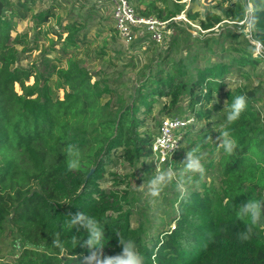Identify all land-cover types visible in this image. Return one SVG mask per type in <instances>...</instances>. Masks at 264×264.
Returning <instances> with one entry per match:
<instances>
[{
    "label": "trees",
    "instance_id": "1",
    "mask_svg": "<svg viewBox=\"0 0 264 264\" xmlns=\"http://www.w3.org/2000/svg\"><path fill=\"white\" fill-rule=\"evenodd\" d=\"M132 1L140 15L171 20L169 26L185 10L182 0ZM247 2L221 0L220 13L186 12L206 33L224 21L239 29L250 27V39L241 32L230 35L246 37V46L232 48L238 56L192 69L186 60L164 61L165 65L139 84L130 102L112 109L110 100L102 102L111 93L108 85L92 82V74L72 56L67 68L50 60L42 63L40 70L18 66L16 45L24 43L25 36L12 37L15 20L30 17L41 27L56 13L52 7L33 14L36 0H0V232L8 224L23 244L16 264H85L90 251L82 242L88 234L67 223L68 215L77 212L103 226L100 247L105 255L121 251L119 232L135 241L147 258L146 264H264V230L257 228L251 240L241 242L237 234L244 224L233 207L251 198L264 199V106L260 107L264 91L243 84L225 90L232 70L228 65L256 69L264 61V54L254 57L256 47L252 44L260 43L264 52V0H254L258 5L254 25L245 18ZM80 25L73 22L53 32L60 44L59 61L77 50ZM211 41L214 39L207 38V44ZM31 78L34 82L29 84ZM17 84L21 93L16 91ZM60 89L63 98L57 94ZM216 95L229 105L238 95L247 98L246 111L229 128L238 141L235 154L226 156L218 145L214 147L218 149L215 162L222 188L191 191L181 197L178 213L171 220L174 228L159 229L156 236L146 238L142 225H132L128 190L120 189L129 183L114 178L116 188H105L106 174L119 164L133 167L152 155L154 135L146 130L145 122L154 105L164 99L160 116L179 114L186 99L191 116L198 122L212 121L218 136L227 109L223 103L214 116ZM69 143L80 149L79 171L67 169L62 149Z\"/></svg>",
    "mask_w": 264,
    "mask_h": 264
},
{
    "label": "rangeland",
    "instance_id": "2",
    "mask_svg": "<svg viewBox=\"0 0 264 264\" xmlns=\"http://www.w3.org/2000/svg\"><path fill=\"white\" fill-rule=\"evenodd\" d=\"M130 2L138 12L134 1L130 0ZM220 2L221 0H182L181 3H185V10L173 19L175 23L168 27L167 42L161 48L146 38H139L132 44L122 42L112 29L115 27L109 0H36L33 14L53 7L56 16L41 27L35 26L30 17L15 20L11 27L12 37L25 36L24 43L16 45L20 55L17 65L27 69L36 66L40 70L44 68L42 63L50 60L57 66L67 68L68 57L72 56L92 74V82L100 81L101 84L108 85L111 93L107 94L102 102L110 100L112 109H115L130 102L139 84L147 78L149 73H153L155 68L165 65L164 61L186 60L191 63L192 69L197 66L203 68L220 62H229L238 56V53L232 52V48L246 46V37L240 36L235 39L230 35L234 31L241 33L245 31L249 34L248 26L239 29L237 25L224 21L219 28L217 26L214 31L206 33L201 30L197 21H191L186 15L187 11L192 14L206 11L220 13ZM73 22L82 23L77 50L59 61L57 58L61 57L58 52L60 44H57V38L53 32H60L62 27ZM37 28L41 29L37 30ZM63 37H66V33ZM207 38H213L214 41L207 44ZM257 55L256 50L254 56ZM228 69L232 70L227 75L228 85L225 90L243 84L250 88L260 86L264 91V61L256 69L252 67L238 69L231 64L228 65ZM195 72L192 70L193 75ZM33 82L34 78H31L29 84ZM15 88L21 93L18 84ZM57 94L63 98L64 90H58ZM223 100V96H215L212 104L214 116L218 114V106L224 103ZM161 102L154 105L151 116L145 122L146 130L154 136L163 118L191 116L186 99L180 104L179 114L165 116H160L159 111L166 101L164 99ZM262 105L264 106V101L261 102L260 107ZM186 131L185 139L175 157L170 160L171 163L159 164L161 170L166 171L172 167L179 172L184 167L182 162L186 153L199 147L200 152L207 154L203 160L206 174L203 179L194 177L193 182L186 185V195L191 191H204L205 188L220 190L222 183L215 162L218 158V149H214L217 146L214 123L195 121ZM211 160H213L212 164H210ZM156 166L157 164L153 163L149 157L133 167L122 163L108 171L103 183L105 188H116L113 185L114 178L129 183L126 189L124 186L120 189L128 190L129 207L133 210L132 225L134 227L142 225L146 238L156 236L159 229L174 228L171 220L178 213L177 205L181 198V194L176 190V179H179L177 177L163 189L161 197L157 200V212L155 214L152 212L148 204L151 197L147 196L146 182L156 174ZM114 173L115 176L112 175ZM144 183L145 187L141 190L139 186ZM22 246L16 233L6 224L4 231L0 232V263L16 264L21 248H24Z\"/></svg>",
    "mask_w": 264,
    "mask_h": 264
},
{
    "label": "clouds",
    "instance_id": "3",
    "mask_svg": "<svg viewBox=\"0 0 264 264\" xmlns=\"http://www.w3.org/2000/svg\"><path fill=\"white\" fill-rule=\"evenodd\" d=\"M258 5L254 0H248L245 8V18L254 25L257 22L255 12ZM227 109V117L224 126L218 131L219 135L215 141L218 149H222L226 156L234 155L238 148V141L232 136L229 128L237 122L241 115L247 109V98L244 95H238L229 105L225 102ZM66 156L68 171H79L82 167V157L80 149L74 144H67L62 149ZM199 153V154H196ZM206 153L200 152L199 147L192 149L186 153L185 159L182 162L184 167L179 172L169 167L166 171H162L159 163H156V174L153 178L146 182L147 196L151 197L148 200L152 212H157L156 204L158 198L161 197L163 189L176 179V190L183 198L187 194V184L193 182V178L198 176L203 179L206 174L205 164L203 163ZM144 189L145 183L139 186ZM236 217L244 224V229L240 231L238 239L241 242H246L252 239L257 228L264 230V199L251 198L239 207H235ZM67 223L75 227L77 230L84 229L87 232V239L83 240L82 246L89 249L90 255L86 256L85 264H146L147 258L139 251L138 246L132 239H125L119 232H116L118 243L121 246V251L116 255H105L103 248L100 247L101 241L104 238L103 226L93 217L86 215L83 212L69 214ZM209 240L212 239V234L208 233ZM54 244H58L57 240H53ZM154 259V257H153Z\"/></svg>",
    "mask_w": 264,
    "mask_h": 264
},
{
    "label": "built area",
    "instance_id": "4",
    "mask_svg": "<svg viewBox=\"0 0 264 264\" xmlns=\"http://www.w3.org/2000/svg\"><path fill=\"white\" fill-rule=\"evenodd\" d=\"M109 1L112 5L114 27L122 42L132 44L139 38H146L161 48L165 46L171 20L163 21L156 16H142L136 11L130 0ZM252 44L258 51V55L254 57L264 54L260 43L252 41ZM195 121L197 120L193 116L163 118L153 137L152 155L149 157L153 163L161 165L171 163L170 160L178 152L185 139L187 128Z\"/></svg>",
    "mask_w": 264,
    "mask_h": 264
},
{
    "label": "water",
    "instance_id": "5",
    "mask_svg": "<svg viewBox=\"0 0 264 264\" xmlns=\"http://www.w3.org/2000/svg\"><path fill=\"white\" fill-rule=\"evenodd\" d=\"M243 33L247 36V38H251L250 34L245 33V31H243Z\"/></svg>",
    "mask_w": 264,
    "mask_h": 264
}]
</instances>
